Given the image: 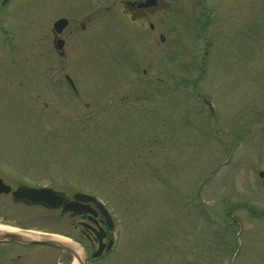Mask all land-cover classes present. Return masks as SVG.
Instances as JSON below:
<instances>
[{"label": "rangeland", "instance_id": "1", "mask_svg": "<svg viewBox=\"0 0 264 264\" xmlns=\"http://www.w3.org/2000/svg\"><path fill=\"white\" fill-rule=\"evenodd\" d=\"M143 1L0 4V178L94 194L114 228L91 259L76 218L10 194L0 227L66 237L87 264H264V0Z\"/></svg>", "mask_w": 264, "mask_h": 264}, {"label": "water", "instance_id": "2", "mask_svg": "<svg viewBox=\"0 0 264 264\" xmlns=\"http://www.w3.org/2000/svg\"><path fill=\"white\" fill-rule=\"evenodd\" d=\"M6 0H2L4 3ZM156 4V0H145L144 2H140L137 4L138 7H147L154 6ZM66 18H59L53 23V30L56 33H59L66 25ZM161 40H164L162 36H160ZM63 45V40H57V48H61ZM11 192V197L15 201H21L23 203L29 205H44L48 208H58L62 207L64 211H71V215L79 214L82 211H87L89 207V203H93L94 206L99 209L105 217L107 226L109 229L113 228V223L111 217L109 216L107 210L103 207V205L97 201V199L90 194L83 192H76L73 194V200L67 201L68 197L65 193L54 190L48 187H39L33 188L26 186L24 184H20L14 190H10V186L3 183L0 179V193H9ZM94 230V229H93ZM97 239L99 240V245L97 250L93 253V257L99 256V254L106 249H109L112 245V241H109L107 245L102 243L103 238V230L99 228V230H94ZM1 239H11L17 240L22 243H39L43 245L55 246L62 248L68 252H70L77 260L78 264H86L87 255L82 253V257L77 255L75 251V246L70 241H63L55 238L52 235H37L34 237L26 236L23 232H12V231H1L0 232ZM79 248V247H78Z\"/></svg>", "mask_w": 264, "mask_h": 264}, {"label": "flooded vegetation", "instance_id": "3", "mask_svg": "<svg viewBox=\"0 0 264 264\" xmlns=\"http://www.w3.org/2000/svg\"><path fill=\"white\" fill-rule=\"evenodd\" d=\"M130 5H133V3H130ZM69 85L73 86V83L69 82ZM52 210H56V209H52ZM59 210L61 211V208H59ZM62 212L63 211H61V213ZM63 213H66V212H63ZM71 218L77 219L75 222L78 224L80 233L90 242L91 245L96 244V248H97L99 241L97 239V236L94 230H97L99 227L106 228L102 216L98 212L93 213V211H91L87 213H82L80 215L71 216ZM74 225L77 227L75 223ZM4 227H7V226H4ZM103 239H105L106 242L111 240V238L109 237V232L107 230L105 234H103ZM35 245L40 246V247L57 249L56 247H53V246H47V245H41V244H24V243H20V242L13 241V240L0 239V264L1 262L7 263V261L15 263L16 260L23 261L22 264H28L26 260L28 258L27 256H25L24 252L26 251V249L28 250L29 247L35 246ZM14 251L17 253H15ZM18 251H23V252L20 253ZM61 251H64V250H61ZM14 258L16 259L14 260Z\"/></svg>", "mask_w": 264, "mask_h": 264}, {"label": "bare ground", "instance_id": "4", "mask_svg": "<svg viewBox=\"0 0 264 264\" xmlns=\"http://www.w3.org/2000/svg\"><path fill=\"white\" fill-rule=\"evenodd\" d=\"M1 230H9V231H15V232H18V230L16 229H10V228H7V227H0V231ZM27 233V234H26ZM25 235L26 236H29V237H34L32 234L33 233H30V232H26ZM55 238L59 239V240H63V241H69V239L67 238H64V237H60V236H54ZM75 251L77 253V255H79L80 257H82V252L81 250L75 246ZM73 264H75V262H73Z\"/></svg>", "mask_w": 264, "mask_h": 264}]
</instances>
